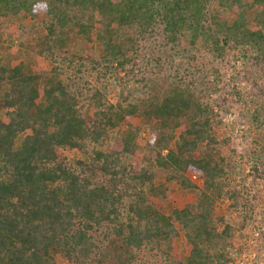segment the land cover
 Returning a JSON list of instances; mask_svg holds the SVG:
<instances>
[{"label": "trees", "instance_id": "16d2710c", "mask_svg": "<svg viewBox=\"0 0 264 264\" xmlns=\"http://www.w3.org/2000/svg\"><path fill=\"white\" fill-rule=\"evenodd\" d=\"M17 15L42 16L20 46L53 64L0 57V264H231L237 229L218 205L240 196L222 106L164 53L232 52L264 73V0H0V31ZM93 40L97 55L75 49ZM89 77L135 86L113 101ZM248 117L264 130V99ZM175 186L195 197L165 212ZM180 238L184 259L172 254Z\"/></svg>", "mask_w": 264, "mask_h": 264}, {"label": "rangeland", "instance_id": "374dc122", "mask_svg": "<svg viewBox=\"0 0 264 264\" xmlns=\"http://www.w3.org/2000/svg\"><path fill=\"white\" fill-rule=\"evenodd\" d=\"M217 10L216 3H213L211 11ZM218 12L225 15L220 10ZM42 20V16L33 22L27 15H17L3 24L4 30L0 31V57L4 64L12 65L17 58L22 57L35 70L51 68L53 63L50 60L33 53L26 45L20 46L22 42L28 43L33 32L41 30ZM33 23L34 28L27 29ZM22 29L26 30L23 38ZM75 49L78 53L90 50L97 55L99 45L95 40L87 44L80 41ZM168 52L164 54L171 55L173 63H178L180 68L195 73L206 86L210 96L218 100L222 106L219 134L227 139L223 152L234 165L228 180L229 185L236 188L240 196L236 209L229 210L228 200L218 205L219 211L225 214L226 220L237 229V237L233 244L236 252L235 260L231 264H264V171H259L260 165L256 164L258 171L253 167L256 157L264 159V130L251 123L248 117L255 103L264 99V73H258L249 63L243 64L232 52H228L224 59L215 58L206 51L189 52L194 54V59ZM148 68H153V61L149 62ZM65 71L69 73L68 69ZM90 81L97 86L100 85L108 98L113 101L119 98L122 90H132L135 86L131 78H125L121 82L113 78L99 81L90 78ZM149 136L148 130L140 129L136 144L141 152H144ZM63 153L70 162L77 158H85L80 152L68 148H63ZM188 176L198 185L200 184L201 180L195 174L189 172ZM161 180L160 177L157 179L158 182ZM178 188L174 187V195L168 201L160 203L163 211L167 212L170 208L192 201L195 197V192ZM187 252L186 241L178 239L172 250L173 256L184 259ZM57 260L60 264H71L61 256H57Z\"/></svg>", "mask_w": 264, "mask_h": 264}]
</instances>
